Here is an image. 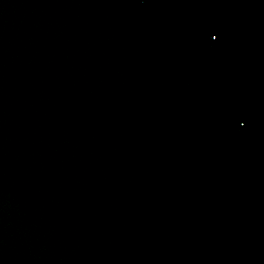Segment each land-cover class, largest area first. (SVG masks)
I'll list each match as a JSON object with an SVG mask.
<instances>
[{
  "label": "water",
  "instance_id": "1",
  "mask_svg": "<svg viewBox=\"0 0 264 264\" xmlns=\"http://www.w3.org/2000/svg\"><path fill=\"white\" fill-rule=\"evenodd\" d=\"M0 264H264V0H0Z\"/></svg>",
  "mask_w": 264,
  "mask_h": 264
}]
</instances>
